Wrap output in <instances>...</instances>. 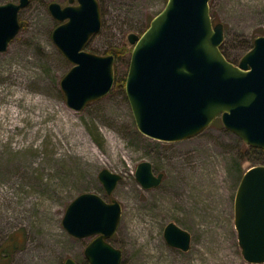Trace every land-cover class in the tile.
I'll return each mask as SVG.
<instances>
[{
  "label": "rangeland",
  "instance_id": "rangeland-1",
  "mask_svg": "<svg viewBox=\"0 0 264 264\" xmlns=\"http://www.w3.org/2000/svg\"><path fill=\"white\" fill-rule=\"evenodd\" d=\"M10 1L19 0L0 4ZM167 1L99 0L102 29L85 49L108 55L125 45L131 52L115 59L111 91L81 110L69 106L61 87L73 63L53 39L61 21L49 10L69 0H30L20 11V31L0 52V264H64L68 257L90 264L85 249L95 236L77 238L63 225L67 207L84 192L122 204L109 239L122 250V264H255L242 254L235 198L244 173L264 164V153L251 150L221 116L180 141L152 138L137 126L126 92L128 35L144 33ZM210 10L214 23L225 26L222 52L239 64L264 35V0H210ZM65 114L97 151L95 159ZM143 161L164 173L159 186L146 189L136 179ZM104 168L123 176L111 194L99 178ZM171 221L191 232L189 251L167 243Z\"/></svg>",
  "mask_w": 264,
  "mask_h": 264
},
{
  "label": "water",
  "instance_id": "water-1",
  "mask_svg": "<svg viewBox=\"0 0 264 264\" xmlns=\"http://www.w3.org/2000/svg\"><path fill=\"white\" fill-rule=\"evenodd\" d=\"M30 0L0 4V52L17 36L20 11ZM61 23L53 39L73 67L61 80L70 107L81 110L107 95L115 81L114 54L87 51L102 29L99 0H69L49 5ZM224 23H214L210 0H168L141 35L130 33L133 44L126 92L139 130L158 140L194 137L221 116L224 126L250 146L264 149V35L239 64L222 52ZM136 179L146 189L159 186L150 161L141 162ZM108 194L123 176L104 168L99 173ZM122 204L84 192L67 207L63 225L77 238L95 236L85 249L90 264H122L123 252L109 241L118 230ZM235 225L244 258L264 263V164L243 175L235 198ZM167 243L189 251L192 234L176 222L164 229ZM64 264H80L72 257Z\"/></svg>",
  "mask_w": 264,
  "mask_h": 264
},
{
  "label": "bare ground",
  "instance_id": "bare-ground-1",
  "mask_svg": "<svg viewBox=\"0 0 264 264\" xmlns=\"http://www.w3.org/2000/svg\"><path fill=\"white\" fill-rule=\"evenodd\" d=\"M65 116L67 117V120L70 121V123H69L70 129L73 130L75 133L79 134L81 136V138L84 141H86L84 150H90L92 152V155H93L94 159H95L97 157V155H98L97 151L95 149H91L88 146V140L86 139V137H84L83 131L80 128H75V121H72V119L67 114H65ZM38 120L41 121L42 119L39 118ZM56 126H57L58 129H59V127H61L60 124H57ZM109 137H111V139L113 140L114 145L116 146V151L119 152V150H121L123 147L118 143V141L116 140L114 135H111Z\"/></svg>",
  "mask_w": 264,
  "mask_h": 264
},
{
  "label": "trees",
  "instance_id": "trees-1",
  "mask_svg": "<svg viewBox=\"0 0 264 264\" xmlns=\"http://www.w3.org/2000/svg\"><path fill=\"white\" fill-rule=\"evenodd\" d=\"M254 47V42L251 48ZM222 48V46H221ZM223 51V48H222ZM131 52V50H129L127 48V46H121V47H117V48H112L110 50H108V54H114L115 59L118 60L120 57H124L125 55L129 54ZM251 150H254L255 152H261L264 153V149H260V148H255V147H251ZM248 160L254 161L256 162L258 158H252V157H247ZM262 160L261 163H264V158H259V160Z\"/></svg>",
  "mask_w": 264,
  "mask_h": 264
}]
</instances>
